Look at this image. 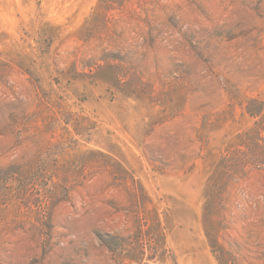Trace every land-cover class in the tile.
I'll use <instances>...</instances> for the list:
<instances>
[{
	"label": "rangeland",
	"instance_id": "1",
	"mask_svg": "<svg viewBox=\"0 0 264 264\" xmlns=\"http://www.w3.org/2000/svg\"><path fill=\"white\" fill-rule=\"evenodd\" d=\"M0 264H264V0H0Z\"/></svg>",
	"mask_w": 264,
	"mask_h": 264
}]
</instances>
